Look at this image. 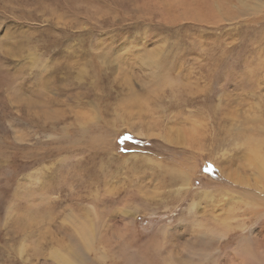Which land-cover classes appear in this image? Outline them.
Listing matches in <instances>:
<instances>
[{"label":"rangeland","instance_id":"rangeland-1","mask_svg":"<svg viewBox=\"0 0 264 264\" xmlns=\"http://www.w3.org/2000/svg\"><path fill=\"white\" fill-rule=\"evenodd\" d=\"M262 129L264 0H0V264L264 259Z\"/></svg>","mask_w":264,"mask_h":264},{"label":"bare ground","instance_id":"bare-ground-1","mask_svg":"<svg viewBox=\"0 0 264 264\" xmlns=\"http://www.w3.org/2000/svg\"><path fill=\"white\" fill-rule=\"evenodd\" d=\"M253 121H254V126H257L259 124L258 122H256L257 121L256 118H254ZM262 130H264V129H262ZM254 133H255V131H251L247 136H245V138L247 139V140L245 139L246 140V144L247 145L248 144H252L253 145V152H252V150L248 149L247 153H248L249 159H247L246 162L248 163V165L250 167L252 165L256 166V164H259L258 170L260 169L261 172H260V174L258 176H259V179L262 182H264V157H260L259 154H258L261 151V147L264 146V140L257 139L256 138L257 134H254ZM259 135H262V133H259ZM146 162L149 163V164L154 163V162H152L150 160H146ZM242 170H244L243 167H242ZM188 181H189V178L184 179V183L185 184ZM234 182L239 184L241 182V179L236 177V180ZM182 183H183V179H182ZM256 198L257 197L255 195H251L250 196L249 199H251V203L252 204L250 203L249 206L250 207H254L255 213H257L258 215L261 214L262 217H264V207L261 204V201H259V202L256 201L257 200ZM70 219H72V218H70ZM262 222H264V221H262ZM92 227H93L92 224H90L89 222H86V221L83 222L82 224H80L79 226L75 227V233L77 234V236H79V238H81L83 243H86V244L89 243V241H90L89 238L85 239V236H86V234H88L89 232L92 231ZM216 235H219V234L216 233ZM219 239H221V236H219ZM256 251H254L253 253H248L247 250H245V249L241 250L240 251V254H241L240 264H264V259L262 258L261 254L257 253ZM55 257L58 258L59 261L64 260V258L60 254L59 255L58 254L55 255Z\"/></svg>","mask_w":264,"mask_h":264},{"label":"trees","instance_id":"trees-1","mask_svg":"<svg viewBox=\"0 0 264 264\" xmlns=\"http://www.w3.org/2000/svg\"><path fill=\"white\" fill-rule=\"evenodd\" d=\"M120 138H121V137L119 136L118 139L120 140ZM120 141H121V140H120Z\"/></svg>","mask_w":264,"mask_h":264}]
</instances>
